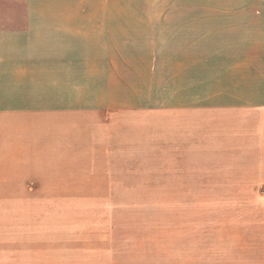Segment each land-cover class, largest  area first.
I'll return each mask as SVG.
<instances>
[{"label":"rangeland","instance_id":"374dc122","mask_svg":"<svg viewBox=\"0 0 264 264\" xmlns=\"http://www.w3.org/2000/svg\"><path fill=\"white\" fill-rule=\"evenodd\" d=\"M105 8L118 32L78 37L103 44L102 66L41 83L37 154L0 204L23 221L9 248L103 249L118 264L190 263L209 236L261 249L264 0Z\"/></svg>","mask_w":264,"mask_h":264},{"label":"crops","instance_id":"0c3cea01","mask_svg":"<svg viewBox=\"0 0 264 264\" xmlns=\"http://www.w3.org/2000/svg\"><path fill=\"white\" fill-rule=\"evenodd\" d=\"M114 2L119 0H0V204L3 196L23 194L24 164L37 154L41 83L87 82L80 68L102 66L103 44L78 37L117 33L119 12L105 8ZM18 226L22 220L0 218V264H118L103 249L24 255L22 247L9 248L24 237ZM226 237L196 239L207 250L193 251L186 264H264V244L249 250L246 240L237 249Z\"/></svg>","mask_w":264,"mask_h":264}]
</instances>
